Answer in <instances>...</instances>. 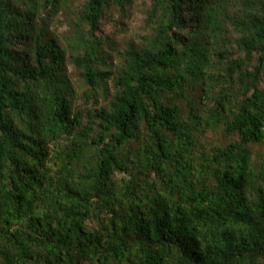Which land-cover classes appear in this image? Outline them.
I'll return each instance as SVG.
<instances>
[{"label":"trees","instance_id":"obj_1","mask_svg":"<svg viewBox=\"0 0 264 264\" xmlns=\"http://www.w3.org/2000/svg\"><path fill=\"white\" fill-rule=\"evenodd\" d=\"M263 146L264 0H0V264H264Z\"/></svg>","mask_w":264,"mask_h":264},{"label":"rangeland","instance_id":"obj_2","mask_svg":"<svg viewBox=\"0 0 264 264\" xmlns=\"http://www.w3.org/2000/svg\"><path fill=\"white\" fill-rule=\"evenodd\" d=\"M140 1V0H137ZM131 12L133 14L135 13L134 9H131ZM71 15V12L69 9H65L61 11L56 18L51 20V29L55 32L58 33L59 35H64L69 32L70 29V22H69V17ZM136 18V19H135ZM138 18V19H137ZM140 16L136 13V17L133 16L132 19L127 20V24L124 25V30L127 32L124 33H118V45L120 48L125 45V43L132 38H136L135 32L140 30ZM120 26V15L118 12H115L112 17H110L109 21L107 22L106 29L105 31L107 33H110L113 35L115 33L116 28ZM63 38V37H62ZM116 62V61H115ZM264 148V146H263ZM123 177V174H119L118 178Z\"/></svg>","mask_w":264,"mask_h":264}]
</instances>
